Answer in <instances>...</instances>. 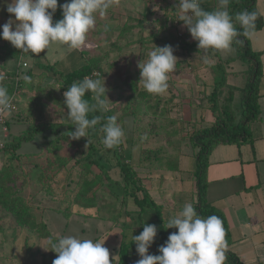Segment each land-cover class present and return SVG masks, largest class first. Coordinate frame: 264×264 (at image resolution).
Listing matches in <instances>:
<instances>
[{
  "label": "rangeland",
  "instance_id": "374dc122",
  "mask_svg": "<svg viewBox=\"0 0 264 264\" xmlns=\"http://www.w3.org/2000/svg\"><path fill=\"white\" fill-rule=\"evenodd\" d=\"M218 1L221 3V0ZM3 2L2 5L0 3V7H2L0 25L2 26L10 18L6 11V6L3 5L11 3V1L4 0ZM63 2L65 4L69 0H63ZM220 3L219 6L221 7L218 9L222 8ZM258 3L257 8L261 10L263 2L261 3L258 0ZM118 5L120 6L118 7ZM119 8L124 9L119 11ZM130 9L134 11L131 12ZM5 13H7L6 16H4ZM182 14L178 8V0H118L108 10L105 17L97 16L95 27L89 31L85 44L78 51L70 49L66 45L55 43L48 50L38 55L23 53V61H27L31 68H38L37 63H52L56 65V72H68L80 68L85 64V60L97 63L95 71L102 74L100 78H103L105 87L108 89L106 95L111 102L108 105V110H113L116 117L124 116L125 118L124 123L128 136L126 149L128 154L134 151L133 141L135 142L139 137L146 136L147 138L143 139L141 144L142 149H146L144 157L149 154V151L154 153L158 150H165L166 155H177L180 157V171L161 169L158 165L149 164L147 160L144 161V163H147H141V167L136 168L142 182L141 185L150 192L152 198L163 204V206L165 205V207L176 208L177 211H181L186 203L182 200L183 192L187 191L184 195L187 198L190 193L188 190L195 189L193 171L196 167L194 158L196 150L191 139L194 131L193 125L200 119L206 124L216 120L210 110L211 101L208 97L212 90L211 88L208 89L209 86L207 87L214 77L213 69L209 64L216 59L212 52H209L210 63L205 64L203 63L205 55L203 50L199 53L198 49L192 54H188L183 50L174 49L177 45L175 39L179 33H184L191 37L187 27L179 20ZM145 15L149 16V22L144 27H140L138 21L142 20ZM163 17L165 19L168 18L165 27H161L157 22L159 18L163 19ZM130 26H134V28L127 32L126 29ZM159 30L162 32L166 42L156 47L171 45L174 49L173 54L177 58L175 70L169 74L168 92L164 96L149 94L139 84L140 70L138 64L147 60L148 54L153 50L154 46L149 49L138 41L143 42L144 38L142 39V37H146L151 31L159 32ZM67 53H71L72 56ZM236 53L235 48L231 45L230 50L218 51V58L227 60L235 57ZM83 54L85 60L83 59ZM73 58L79 59L74 65H71L72 61H76ZM17 62L16 59L9 58L6 61V69L9 71L15 70ZM246 70H248V66L242 61L234 62L231 68L227 70L228 83L236 87V97L233 106L238 112V116H240L243 89L247 83ZM34 84L37 89L38 86L46 89L47 95L51 93L53 97L55 96L56 102L48 103L46 118L53 124L61 125L64 121V116L67 114V109L62 108L61 104L57 102V99H61L64 102V96L58 80L43 73L36 78ZM32 94L35 95V92ZM225 97L226 91L220 95L221 102H223ZM19 100V104H21L19 111H22L23 118L20 120L11 118L13 120L10 126L11 138L12 136H19L25 133L30 128V121H35V117L29 116L27 109L29 100H24L23 97H20ZM128 107L129 110L125 111ZM138 107L144 108L142 120L131 115V112ZM152 122L159 127V133L156 136L150 132ZM252 125L256 127L258 121ZM62 129L66 130L67 128L62 127ZM46 135H48V140L55 137L52 130ZM103 139L104 135L102 133L98 135L94 129H90L85 138L79 139L81 152L84 151V153L74 155L76 149L71 147H67L65 152L74 156L75 161L87 153L89 140L101 147L100 142ZM48 143L50 144L45 135L37 136L32 141L23 143L19 153L29 156H21V159L13 162L14 166L12 168L17 171L18 182L11 189L12 196L9 195V197L23 199L32 208H39L37 211H43L44 221L57 240L64 236H75L81 239H91L94 242L102 243L105 241L104 247L109 250L110 258H117V252L122 241L121 230L115 228L112 222L103 218L87 217L88 215H95L94 211H84V209H77L78 206L76 205L73 206L74 195L71 194L72 189L81 181L79 178L81 172L85 174L83 167L79 164L72 166L74 163L72 161L68 167L61 168L58 173H52L51 171L47 174L48 176L52 175V178L45 176V172L48 171L47 152H43L42 159L36 158L35 154L41 152ZM102 154V152L99 154V159L102 164L107 166L109 161ZM155 160L153 159L152 162ZM9 163L11 164L12 162L6 161L5 155L1 154L0 171L4 165L9 166ZM56 166L58 167L59 165ZM91 177L92 175L89 176V179ZM120 201L121 198L118 201L114 200V202L108 201V205L113 208L120 207ZM190 201L191 199L188 198L187 203ZM71 205L73 214L68 218L65 209ZM81 212L83 214H80ZM177 214L175 213L174 216ZM103 215L106 216L105 211L100 212V216ZM0 217V224L5 225L7 230L15 226L12 216H4L3 213H0ZM166 218L170 219L171 216L166 213ZM8 232L11 235L13 231L10 230ZM3 236L0 233V242L3 240ZM19 243L18 245H24L23 241H19ZM38 246L40 250L39 264L53 263L57 254L52 251L48 241H41ZM12 247L14 249L10 252L1 250L3 251L2 254H4L3 264H18V259L15 257L18 255L20 259L22 258L17 253L21 250L17 243L12 245ZM15 253H17L16 256Z\"/></svg>",
  "mask_w": 264,
  "mask_h": 264
},
{
  "label": "trees",
  "instance_id": "16d2710c",
  "mask_svg": "<svg viewBox=\"0 0 264 264\" xmlns=\"http://www.w3.org/2000/svg\"><path fill=\"white\" fill-rule=\"evenodd\" d=\"M3 1L4 0H0L1 5L4 3ZM204 1L205 0H199L201 7L205 10L206 5ZM257 2L258 0H229L227 10L232 16L234 26L238 32H243V29L238 21H236V15L245 10L256 14L255 29L252 33L264 28V17L258 11ZM63 4V0H57V9L55 13H53V24L63 18L61 8ZM1 9L2 7H0V16H2ZM206 11L212 12L214 10L208 9ZM6 14L7 13H5L4 16H6ZM167 19L168 18L165 19L164 17L163 19L159 18L157 22L161 27H165L167 25L166 22H168ZM148 22V15H145L142 20L138 21L140 27H144ZM132 28H134V26L127 27L126 31H131ZM0 32H2V25H0ZM250 37L251 35L247 37L241 35L236 38L243 42L236 43L234 40L232 46L237 52L236 56L227 60L219 59L218 51L209 50V52H212L216 60L219 59L209 64L213 69L214 77L207 85V87L209 86L208 89L211 88L212 90L208 97L211 101L210 110L216 120L210 124H206L200 119L193 125L194 131L191 139L193 147L196 150L194 155L196 167L193 171L195 189H193L192 193L188 194L187 198L186 196L182 198L184 202H187L188 198L191 199L189 203L193 205L200 217L207 218L210 215H216L222 220L227 244L224 249L226 264L243 263L240 258L229 249L232 243V238L224 213L213 208L208 202L207 171L210 165L209 157L216 146H241L254 142L252 124L259 121L261 117L259 85L263 75L261 59L263 52H256L253 50ZM143 38V42L140 40L138 42H141V45L143 43V45L149 49L151 46H159L161 43L166 42L160 30L159 32L151 31L146 37H142V39ZM175 40L177 42V45L174 47L175 50H183L188 54H192L198 50L197 42L194 41L192 37L187 36V34H178ZM21 55V50L16 49L10 42L0 38V76L4 78L3 80H0V84H3L8 88L9 95H12L17 88H20V97H23L24 100H29V107H27L29 116L31 117L32 115V117H35L36 121L31 120L30 128H28L22 135L12 136L11 138L10 134V138L5 144V148L0 152V155H5L6 161L9 160L12 162L11 164L9 163V166L4 165L3 169L0 171V213H3L4 216H12L15 222V226L13 228L10 227L8 230L5 225L0 224V233L4 235L3 240L0 242V264H3L2 262H4L3 251L10 252L14 249L12 245L16 243L17 246L21 248L17 253L22 257L20 259L17 253H15V256L17 255L15 258L18 259V264H39L38 257L40 250L38 245L40 242L45 240L56 242L59 240L54 238L47 223L44 221L43 211H37L39 208H32L23 199L9 197V195L12 196L11 189L14 188L18 182L16 175L17 171L12 168V166H14L13 162L17 159H21V156H29L19 153L23 143L30 142L40 135L46 136L47 141L50 142V144H46V147L44 146L41 152L36 153L35 157L42 159L43 152H47L46 162L48 165V171L45 172V176L48 178H52V175H47L51 171L52 173H58L61 168L68 167V165L74 161V156L65 152L67 147L76 149L74 155L84 153V151L81 152V143L79 140H71L68 138L67 133L74 131L75 125L67 119V114L64 116V121L61 125L53 124L46 118L48 113V103L56 102V99L51 93L50 95H47V91L43 87L38 86V89L36 86L34 87V81L39 76L35 74L34 67L26 72L31 77L30 83H26L23 80L21 82L22 86L20 85V82L18 85L16 84ZM9 58H14L18 61L15 70L9 71L6 69V61ZM236 61H242V63L247 64L248 66V70H246L247 83L243 89L241 97L240 116H238V112L233 106L236 97V87L228 84L227 81V70L228 68L230 69L231 64ZM38 65L39 67H42L43 71L46 72V75L49 73L50 76H53L54 79L58 80L62 93H64L73 82L82 81L85 77L96 79L98 77L100 78L102 75L101 73L100 76L94 74L97 72L95 71L97 68V63L95 61H86L83 66L70 72H56L55 67L50 64ZM224 91H226V97L223 102H221L220 95ZM33 92H35V95H31ZM85 99L88 100L90 104L94 103L91 93L86 94ZM57 102L61 104L62 108L67 109L61 99H57ZM19 103L20 100L18 99V110L17 112H14L15 114H12L8 120L7 124L9 129L13 122L11 118H17L18 120L23 118V115L21 114L22 111H19L21 105ZM127 110H129V107L125 109V111ZM143 113L144 108L138 107L131 112V115L142 120L141 117ZM93 116L101 117L100 122L93 128L95 133L98 135L102 133L104 135L101 128L103 124L106 123L108 117L114 116V111L94 110L89 113V119ZM116 119L117 123L125 132L122 143L113 149H107L102 140L100 142L101 147L89 140V149L87 153L75 160L72 165L75 166L76 164H79L83 167L82 169L85 174L81 172L79 175L81 181L79 184H76L74 189H72L71 194L74 195L73 206L76 205L78 206L77 209L94 211L96 213L95 215H88L87 217L103 218L112 222L120 229L128 230V234H123L124 237L120 249L117 252V258H110V261L111 264H130L128 258L131 254V250L136 247L133 241V236H137L141 233V228L130 225L132 221L141 219L146 212H155L157 235L154 238V245L156 254L158 253V255L160 254L158 248L161 245H164L168 240L169 235L173 233V229H167L169 219H165L163 215V204H159L154 200L150 192L141 185L142 182L136 168L141 167V163H147H144V161L147 160L149 164L152 163L158 165L161 169L180 171L181 162L179 156L166 155L165 150H158L154 153L149 151V154L144 157L146 149H142L141 147V144L143 143V140L141 139L142 137L136 139L135 142L133 141L132 146L134 147V151L128 154L126 149L128 136L124 123L125 118L124 116H120L116 117ZM62 127H66L67 129L63 130ZM50 130L54 132L55 137L48 140V135L46 134ZM150 132L155 136L159 133V127H157L154 122L151 123ZM137 146H139L138 151ZM101 152L109 161V164L107 165L109 167L102 164L100 161L99 154H101ZM153 159L156 160L152 162ZM56 165L59 166L57 167ZM91 175L92 177L89 179V176ZM68 185L71 186L70 183H68ZM120 195L122 196L120 207L113 208L111 205H108V201L114 202V200H120V198H118ZM71 209H73L72 205L65 209L68 218L73 214ZM103 211H105L106 216H100V212ZM80 214H83V212ZM10 230L13 231L11 235L8 232ZM125 232L126 231L123 233ZM10 241L12 242L10 243ZM19 241H23L24 245H18L20 244ZM50 264L53 263L50 262Z\"/></svg>",
  "mask_w": 264,
  "mask_h": 264
},
{
  "label": "clouds",
  "instance_id": "9594fccd",
  "mask_svg": "<svg viewBox=\"0 0 264 264\" xmlns=\"http://www.w3.org/2000/svg\"><path fill=\"white\" fill-rule=\"evenodd\" d=\"M118 0H69L61 6L63 18L53 24V13L57 0H11L6 3L9 20L2 26L0 38L11 43L22 53L38 55L53 44L66 45L70 49H80L87 34L96 25L97 16L105 17L108 10ZM229 0H221L222 8L205 11L199 0H178V8L183 13L179 20L187 27L191 37L197 42L199 53L204 52L203 63L208 64L209 50H230L232 43H242L239 36H250L255 29L256 14L242 11L236 21L243 32H238L233 18L227 10ZM50 10V11H49ZM14 17V19H13ZM171 45L153 47L146 61L138 64L139 84L147 93L164 96L169 88V74L176 67L177 58ZM4 78L0 76V80ZM30 83V77H23ZM103 78L85 77L73 82L63 93L67 108V119L74 124V131L67 133L71 140L85 138L101 120L100 116L89 119L94 110L108 111L111 103L107 98ZM92 94L93 104L85 99ZM12 97L8 88L0 84V114H11ZM101 131L103 144L107 149L119 146L125 136L116 116L107 118ZM144 136L141 139H146ZM167 229H178L169 235L164 245L158 248L159 255H149L148 249L157 235L155 225L148 224L143 231L133 236L136 251L140 257L136 264H224L226 260L225 231L222 220L216 215L201 218L191 203H185L178 214L169 219ZM105 242V241H104ZM104 242L64 236L58 241L49 240L53 252L57 254L53 264H111L109 250Z\"/></svg>",
  "mask_w": 264,
  "mask_h": 264
},
{
  "label": "crops",
  "instance_id": "0c3cea01",
  "mask_svg": "<svg viewBox=\"0 0 264 264\" xmlns=\"http://www.w3.org/2000/svg\"><path fill=\"white\" fill-rule=\"evenodd\" d=\"M260 2H263V8L258 11L264 17V0H260ZM204 3L205 11L208 9L218 10L221 7L218 0H205ZM258 4L257 2V6ZM124 8H119V11ZM130 11L134 10L130 9ZM250 40L253 50L263 52L261 58L263 75L259 85L261 117L256 127L252 125L254 142L241 146L218 145L214 148L209 157L210 165L207 171L208 202L213 208L222 211L227 219L232 238L229 249L240 258L243 264H264V28L252 33ZM67 54L72 56L71 53ZM78 59L72 61L71 65H74ZM83 59L85 60L84 54ZM49 64L56 66L52 63ZM34 72L40 75L46 73L39 65L34 69ZM48 75L50 74L48 73ZM188 192L192 193L193 188ZM185 193L187 191L183 192V197ZM121 197V195L118 196V198ZM171 210L176 211L172 212ZM178 212L171 206L165 207L164 205L163 207L165 219H168L166 213L172 218ZM148 224L157 225L154 211L146 212L141 219L130 223L134 227L141 228V232L143 227ZM114 227L118 228L115 225ZM120 230L123 239V234H128V230ZM124 231L126 232L123 233ZM173 232H178V229H173ZM148 254L158 255L154 242L148 249ZM128 259L130 264H136V261L140 259L136 247L131 250ZM224 264H226V260Z\"/></svg>",
  "mask_w": 264,
  "mask_h": 264
},
{
  "label": "built area",
  "instance_id": "2783aa9c",
  "mask_svg": "<svg viewBox=\"0 0 264 264\" xmlns=\"http://www.w3.org/2000/svg\"><path fill=\"white\" fill-rule=\"evenodd\" d=\"M179 35H181V33H179ZM18 69L19 70H18V76L16 78V84L18 85L20 82V85H21V82L24 80L23 77L25 75L30 77V75L27 74L26 72H28L30 69H32L30 64L27 61H23V53L21 55V59L19 62V68ZM3 74H5V73H3ZM94 74L97 76L101 75L98 72H95ZM30 80H31V77H30ZM20 93H21L20 88L19 89L17 88V90L12 95H10L12 97V104H13L11 114L10 115L0 114V152L5 148V144H6L7 140L10 138V129H9V126L7 123H8L10 116L14 112H17V110H18L17 103H18V99L20 98Z\"/></svg>",
  "mask_w": 264,
  "mask_h": 264
}]
</instances>
